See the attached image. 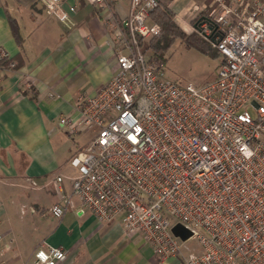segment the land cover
I'll list each match as a JSON object with an SVG mask.
<instances>
[{
  "label": "built area",
  "instance_id": "built-area-1",
  "mask_svg": "<svg viewBox=\"0 0 264 264\" xmlns=\"http://www.w3.org/2000/svg\"><path fill=\"white\" fill-rule=\"evenodd\" d=\"M38 1L66 29L74 26L75 6ZM157 7L156 0H130L114 34V75L77 98L76 117L59 119L68 134L90 137L70 158L77 175L69 196L55 179L65 205L48 211L60 218L75 197L80 214L99 224L119 219L125 236H140L159 260L264 264V0L191 7L194 33L219 57L214 78L198 87L170 81L162 59L139 51L163 35L150 20ZM9 60L0 48V68ZM176 227L190 237L182 240ZM66 255L40 246L32 257L62 264Z\"/></svg>",
  "mask_w": 264,
  "mask_h": 264
},
{
  "label": "crops",
  "instance_id": "crops-1",
  "mask_svg": "<svg viewBox=\"0 0 264 264\" xmlns=\"http://www.w3.org/2000/svg\"><path fill=\"white\" fill-rule=\"evenodd\" d=\"M65 1L76 8L71 29L38 0H0V48L17 67L0 68V264H35L40 246L64 249L62 264H183L178 257L159 260L140 236L126 237L119 219L99 224L80 214L75 197L60 218L48 211L65 205L55 179L69 196L77 175L70 158L84 145L82 134H68L59 119L76 117L77 98L111 80L115 30L130 11V0H105L103 7ZM210 2L171 0L167 8L189 36L191 7Z\"/></svg>",
  "mask_w": 264,
  "mask_h": 264
},
{
  "label": "rangeland",
  "instance_id": "rangeland-1",
  "mask_svg": "<svg viewBox=\"0 0 264 264\" xmlns=\"http://www.w3.org/2000/svg\"><path fill=\"white\" fill-rule=\"evenodd\" d=\"M191 23L193 24V22ZM192 34L200 39L194 31ZM169 36L167 32H164L162 37L156 41L148 42L145 40L142 46L139 47V51L150 56L152 50L149 49V45L157 44V46L161 48L163 44H165V41L168 40ZM162 54L165 59L164 68L166 78L182 86L191 84L198 87L205 84L214 78L217 66L219 65V57L214 55V51L210 54L203 53L194 47H188L179 38H175L171 45L166 50H163ZM249 112L253 114L251 109H249ZM89 137L90 134L80 135V144L85 145ZM188 247L193 249L195 247V242L190 240L188 242Z\"/></svg>",
  "mask_w": 264,
  "mask_h": 264
},
{
  "label": "trees",
  "instance_id": "trees-1",
  "mask_svg": "<svg viewBox=\"0 0 264 264\" xmlns=\"http://www.w3.org/2000/svg\"><path fill=\"white\" fill-rule=\"evenodd\" d=\"M158 3V7L156 9H154L151 13H150V18L157 22L158 24H160V26L162 27L163 33L167 32L169 36L168 40L165 41V44H163V46L161 48H159L157 46V44H150L149 45V49L152 50V55L154 57L160 58L163 61H165V59L163 58V50H166L172 43V41L175 38H179L181 39L188 47H194L195 49L203 52V53H213L214 51V55L218 56L217 52L215 50H213L210 46H208V44H206L205 42H203L201 39H199L197 36H195L194 34H191L189 36H186L173 22L172 18V14L169 11V9L167 8L168 3L171 0H156ZM204 16H200V18H203ZM194 23V22H193ZM6 61L3 63V66H9L11 69H17V67H15V64L11 65V62Z\"/></svg>",
  "mask_w": 264,
  "mask_h": 264
},
{
  "label": "water",
  "instance_id": "water-1",
  "mask_svg": "<svg viewBox=\"0 0 264 264\" xmlns=\"http://www.w3.org/2000/svg\"><path fill=\"white\" fill-rule=\"evenodd\" d=\"M174 233H175V235L180 236L182 240H186L188 237H190V234L187 231H185L183 228H180V227H176L174 229Z\"/></svg>",
  "mask_w": 264,
  "mask_h": 264
}]
</instances>
